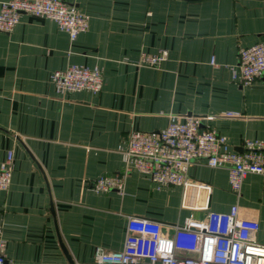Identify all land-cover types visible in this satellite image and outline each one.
<instances>
[{
  "label": "crops",
  "instance_id": "1",
  "mask_svg": "<svg viewBox=\"0 0 264 264\" xmlns=\"http://www.w3.org/2000/svg\"><path fill=\"white\" fill-rule=\"evenodd\" d=\"M67 1L88 16L74 40L28 14L0 31V163L11 153L0 228L16 263L92 264L96 246L122 247L128 215L162 229L182 221L179 186L125 169L131 131L156 132L170 114L196 115L231 149L245 139L264 143V72L249 84L232 77L239 48L264 36V0ZM161 50L167 56L157 66L139 63ZM70 64L97 67L100 90L57 93L51 75ZM116 173L121 190L91 189L96 177ZM187 174L210 186V210L236 204L256 218L264 244V174H247L237 191L223 168L197 162Z\"/></svg>",
  "mask_w": 264,
  "mask_h": 264
},
{
  "label": "built area",
  "instance_id": "2",
  "mask_svg": "<svg viewBox=\"0 0 264 264\" xmlns=\"http://www.w3.org/2000/svg\"><path fill=\"white\" fill-rule=\"evenodd\" d=\"M21 14L53 20L74 40L88 25V16L67 0H6L0 3V31L9 32ZM164 50L142 53L140 64L157 66L166 58ZM232 77L249 84L264 72V36L238 50ZM55 91L66 94L78 90L98 92L102 86L97 67L70 64L52 75ZM236 116V112H227ZM129 167L146 174L161 186L181 188L180 207L188 214L172 223V236L162 231V223L152 218L128 215L123 245L117 250L96 246L92 264H264V244L256 240L258 221L241 216L236 204L227 211L208 207L210 186L191 178L187 169L203 163L227 171L229 186L239 190L250 173L264 174V143L245 139L241 151L231 149L225 137L201 126L196 115L170 114L166 126L156 132L131 131L122 150ZM11 153L0 163V189L8 187ZM119 174L98 176L91 182L95 192L121 190ZM198 212L201 215H198ZM5 239L0 228V264H24L9 260L4 253ZM30 264V263H25ZM66 264H83L68 262Z\"/></svg>",
  "mask_w": 264,
  "mask_h": 264
},
{
  "label": "rangeland",
  "instance_id": "3",
  "mask_svg": "<svg viewBox=\"0 0 264 264\" xmlns=\"http://www.w3.org/2000/svg\"><path fill=\"white\" fill-rule=\"evenodd\" d=\"M162 231L167 236H172V234H173V228L172 227L164 228V229H162Z\"/></svg>",
  "mask_w": 264,
  "mask_h": 264
},
{
  "label": "water",
  "instance_id": "4",
  "mask_svg": "<svg viewBox=\"0 0 264 264\" xmlns=\"http://www.w3.org/2000/svg\"><path fill=\"white\" fill-rule=\"evenodd\" d=\"M238 151H241V149H239ZM69 259V258H68ZM69 262H71V260L69 259Z\"/></svg>",
  "mask_w": 264,
  "mask_h": 264
}]
</instances>
